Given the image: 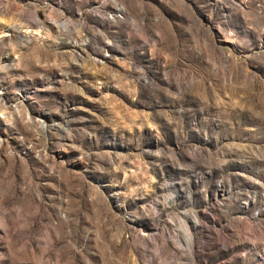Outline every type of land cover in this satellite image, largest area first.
Instances as JSON below:
<instances>
[{"label": "rangeland", "instance_id": "1", "mask_svg": "<svg viewBox=\"0 0 264 264\" xmlns=\"http://www.w3.org/2000/svg\"><path fill=\"white\" fill-rule=\"evenodd\" d=\"M0 264H264V0H0Z\"/></svg>", "mask_w": 264, "mask_h": 264}]
</instances>
